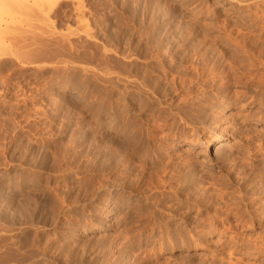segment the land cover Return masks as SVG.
Here are the masks:
<instances>
[{"label":"rangeland","instance_id":"374dc122","mask_svg":"<svg viewBox=\"0 0 264 264\" xmlns=\"http://www.w3.org/2000/svg\"><path fill=\"white\" fill-rule=\"evenodd\" d=\"M0 264H264V0H0Z\"/></svg>","mask_w":264,"mask_h":264},{"label":"bare ground","instance_id":"6f19581e","mask_svg":"<svg viewBox=\"0 0 264 264\" xmlns=\"http://www.w3.org/2000/svg\"><path fill=\"white\" fill-rule=\"evenodd\" d=\"M116 132V131H115ZM122 135V134H121ZM189 145H190V147H192V148H197L198 146H199V140H197V139H192V140H190V142H189ZM210 146H211V144H208L207 145V147L208 148H210ZM231 146V145H230ZM227 147H228V144L226 145V144H224V143H222V144H219V146H218V148H217V150H216V153L215 154H217L218 152H221L222 154H225V153H223V152H225V151H228L227 150ZM226 149V150H225ZM218 151V152H217ZM220 153V154H221ZM221 154V156L223 157V155ZM211 157V156H210ZM217 157H218V155H217ZM215 158V157H214ZM219 159V158H218ZM205 160V159H204ZM206 161V163L207 164H209L210 163V161H212V159H209L208 158V160H205ZM219 162V161H218ZM217 162V163H218ZM222 162V161H221ZM221 162H219V163H221ZM215 163V162H214ZM214 163H212V164H214ZM210 168V167H209Z\"/></svg>","mask_w":264,"mask_h":264}]
</instances>
